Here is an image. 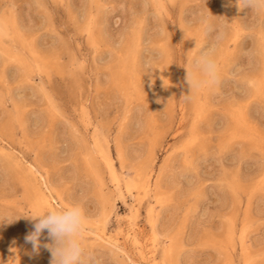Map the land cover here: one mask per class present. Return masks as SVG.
<instances>
[{"label": "rangeland", "instance_id": "374dc122", "mask_svg": "<svg viewBox=\"0 0 264 264\" xmlns=\"http://www.w3.org/2000/svg\"><path fill=\"white\" fill-rule=\"evenodd\" d=\"M205 7L0 0V213L78 204L83 264H264V15ZM35 223L0 222V264H51Z\"/></svg>", "mask_w": 264, "mask_h": 264}, {"label": "clouds", "instance_id": "9594fccd", "mask_svg": "<svg viewBox=\"0 0 264 264\" xmlns=\"http://www.w3.org/2000/svg\"><path fill=\"white\" fill-rule=\"evenodd\" d=\"M240 9L249 8L252 13L264 15V0H234ZM209 17L213 16L205 7ZM211 31V28L209 29ZM222 37V33L217 39ZM191 68H187L185 82L190 91H198L211 87L218 77V65L213 58L212 50L202 52L190 58ZM166 84V83H165ZM21 216L30 217L36 221L34 231L26 236V241L32 243L34 250L40 248L41 233L47 230L51 242L44 247L52 255L51 264H83L84 248L82 236L85 229V216L78 204L69 207L47 208L44 211L34 212L30 215H14L0 213V222L7 219L9 223Z\"/></svg>", "mask_w": 264, "mask_h": 264}, {"label": "bare ground", "instance_id": "6f19581e", "mask_svg": "<svg viewBox=\"0 0 264 264\" xmlns=\"http://www.w3.org/2000/svg\"><path fill=\"white\" fill-rule=\"evenodd\" d=\"M15 33H16V32H15ZM13 164H14V163H13ZM29 165H30V164H29ZM31 167H32V166H31ZM31 169H32V168H31ZM32 171H33V170H32ZM35 171H36V170H35ZM38 172H39V171H38ZM39 173H40V172H39ZM40 177L43 179V181H44L45 183H47L46 178H45V176H44L43 174H40ZM41 178H40V179H41ZM42 179H41V180H42ZM43 181H42V182H43ZM40 183H41V182H40ZM43 184H44V183H43ZM44 185H45V184H44ZM45 186H46V185H45ZM46 187H47V186H46ZM47 188H48V187H47ZM50 188H51V187H49L48 190H50ZM52 188H53V187H52ZM52 188H51V189H52ZM45 190H46V189H45ZM42 192H43V191H42ZM43 193H44V192H43ZM47 197L49 198L50 196H49V195L46 196V199L48 200ZM52 200L55 201L56 203L58 202V200L56 199V197H55L54 195H52ZM47 202H49V201H47ZM50 203H51V202H50ZM61 204H63V203H60V206H61ZM51 205H52V204H51ZM51 205H50V206H51ZM52 207H54V206H52ZM57 207H58V206H57ZM54 208H55V207H54ZM103 233H104V232H103ZM92 234H93V233H92ZM135 234H136V233H135ZM97 236H99V238H101L102 240H104V241H106V242H109L108 240L105 239L106 237H105V238L103 237L104 235H103V236H101V235H97ZM109 243H111V242H109ZM109 243H108V245H109ZM111 244H112V243H111ZM111 244H110V245H111ZM112 245H113V244H112ZM114 246H116V244H115ZM117 246H118V245H117ZM116 249H117V248H116ZM142 253H143V249H142ZM168 253H169V252H168ZM143 254H144V253H143ZM144 255H145V254H144ZM169 256H170V254H169Z\"/></svg>", "mask_w": 264, "mask_h": 264}]
</instances>
